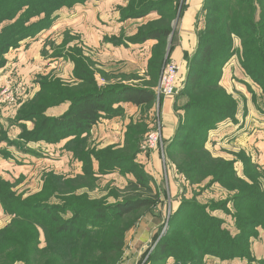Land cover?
Segmentation results:
<instances>
[{
	"label": "trees",
	"instance_id": "obj_1",
	"mask_svg": "<svg viewBox=\"0 0 264 264\" xmlns=\"http://www.w3.org/2000/svg\"><path fill=\"white\" fill-rule=\"evenodd\" d=\"M82 1L0 0V24L9 22L0 30V67L9 50L48 28L58 10L73 7ZM206 1L210 0H204L203 4L202 13L206 11V23L198 31L199 45L189 58L185 85L177 95L178 99L186 94L190 97L182 108H177L185 112L190 125L188 127L179 120V127L171 141L173 147L180 151L182 148L192 149L188 151V161L196 171L201 168L197 163L206 160L212 167L215 161L204 147L208 132L238 111V103L233 101V96L221 84L224 67L235 53L236 38L242 42L241 67L264 92V0H211V5H207ZM167 2L164 0L161 4ZM153 8L155 5L151 2L128 18H139ZM171 34L170 25H160L149 28L142 26L135 35L136 42L157 40L152 47L146 70L147 78H143L142 85L101 87L96 80L94 68L87 65L84 59L75 58L76 82L67 84L72 86V91H66L64 87L67 85L63 82L53 86L44 82L41 93L31 103L29 113L24 118L38 120L32 131L33 136L37 141L52 143L71 137L66 143L67 147L79 161H85L86 155L87 159L88 155H93L99 164L98 174L111 173L117 168L122 170L117 163L124 160L125 155L135 160L139 153L141 138L138 126L131 125L128 128L121 154L96 152L91 155L89 151L77 149L75 141L81 135L91 132L93 126L103 118L117 116L119 111L115 104H153ZM43 98L46 102H40ZM63 102H69V108L64 114L45 116L49 107ZM192 113L195 119L191 120ZM186 130L190 134L185 133ZM85 142L86 150H89L87 139ZM199 150L204 155H193V152ZM83 152L85 156L82 157ZM91 166L93 160L89 166L84 167L82 173L71 179L62 181L60 177L48 178L41 193L35 195L36 198L22 199L15 196L12 197V204L0 199L4 212L11 218L8 224L0 228V264H120L126 249V233L132 226L122 224V219L137 210L155 205L159 200L158 193L155 194L146 172L132 166V169L125 171L133 177L129 178L121 194L122 200L108 203L90 200L85 195L81 196L84 197L83 201L65 202L61 197L63 195L73 196V199L80 197L75 195V188L80 179L93 176L95 171L92 172ZM217 169L221 170V173H217L220 180H224L230 173L220 167ZM184 170L192 172L190 167ZM59 180L72 188L65 186L67 191L59 194L56 188ZM251 194L243 195V198H248L243 210L253 217L252 223L263 224L258 219H261L260 208L264 206V201L257 191H251ZM192 205L189 201H182L172 216L169 231L159 240L146 264H165L170 257L182 264H204L206 255H215L221 259L248 258L251 264H264V259L257 261L249 250H241L242 247L234 241L230 243L229 235L225 234L218 223L215 224L206 213H200L198 206L194 209ZM66 207L71 210V217H64Z\"/></svg>",
	"mask_w": 264,
	"mask_h": 264
},
{
	"label": "rangeland",
	"instance_id": "obj_2",
	"mask_svg": "<svg viewBox=\"0 0 264 264\" xmlns=\"http://www.w3.org/2000/svg\"><path fill=\"white\" fill-rule=\"evenodd\" d=\"M94 1L100 0H83L82 3H78L73 7H62L56 12L55 19L48 28L43 29L35 37L28 38L34 39L44 32L41 34L43 36L40 40V55L44 57L46 64L45 66H41L38 71L32 69L34 75L31 80L18 77V74L15 72V70L19 72L18 66H23L25 59L24 57L23 59H19V61L16 60V53L19 49H15L20 46L13 48V50L11 49L12 51L9 50L5 54V61L0 67V157L4 161L12 160L16 165L11 166L9 163H6L3 168H1L3 170L0 171V199H5L11 204L12 197L20 196L24 199L41 193L40 191L48 178L60 177L59 179L63 181L64 179H71V177L79 174H77V172L73 175L66 174L63 175L65 178H61L62 174L57 173L55 162L51 160L52 158L54 159V154H52L50 150L47 152L43 150L41 144H39L41 143L40 140L37 141L36 137L32 134L38 120L24 118L27 113H29L31 103L34 101L35 97L41 93L44 82L52 86L53 84L56 85L61 82H63L64 85L74 84L76 78L74 69L72 70V62H74L73 60L75 58L79 57L84 59L87 65L90 64L95 72H102V76L107 77L106 84L101 87L117 84L130 86L142 85L143 78H147L146 75L143 77L137 74H105L104 71H101V69L97 67L96 62L91 59L89 56L91 49L84 45V33H80L77 30L78 28L74 26L72 17L74 18L75 14L72 12L79 11L83 12L80 14L81 16L85 15L88 13V7L92 3H95ZM115 1H117V3L114 4L113 8L114 16H118V13L120 14V19L128 18L129 15L139 12L141 8H146L147 5L152 2L155 8L146 12L139 18H150L143 27L146 26L149 28L153 26L170 25L172 34L168 38L169 47L165 62L174 60L171 57V46L177 42L175 38L178 21L186 8L187 0H168L166 4H161L164 0H122V5L119 2L121 0ZM206 4L211 5V0L208 2L206 1ZM74 7L80 8L78 10H71V8ZM202 14V27H204L206 23V11ZM62 15H64L65 18H61ZM62 19L64 20L62 21ZM84 19H86L87 22L89 21L87 16ZM113 19L114 34L108 37V40L118 46L137 43L135 37L137 33L133 36L128 35L124 28L120 29L115 18ZM58 21H60L59 24H56ZM6 23L9 22L0 24V30ZM53 25H57L54 30L51 28ZM234 47L235 53L225 65L228 69L230 67L233 68L227 72L228 74L226 77L228 82L225 84V88L235 99L233 101L238 103L237 109H239V105L240 109L237 111L236 115L220 123H230L228 129L217 130L220 125L218 124V126L210 130L206 136L204 147L206 151H208V154L211 155L212 159L215 160L212 167H210V163L208 165L206 160H204L203 162L197 163V166H201V168L196 171L188 161V151L192 149L182 148V151H180V149H175L172 145L171 141L179 127L178 121L185 122L188 127L190 125L188 123L189 121L185 118V112L183 110L182 112H178L177 110L178 107L182 108L190 99L187 94L180 98L182 101L179 102V104L176 103L172 105L170 103L169 106L171 108H167L169 111H164V103L167 97L165 98L163 96L160 98L156 96L152 105H142L137 111H125L123 106L115 104V108L119 111L117 115L124 119L121 121L123 122L122 124L120 122L117 125H124L127 123L124 132V141L127 130L131 125L138 126L141 138L139 144L140 150L137 158L132 160L131 156L125 155L126 158L117 163L123 168L122 170H119V168H117V170L115 169L120 175L114 174L115 171L111 173L106 172V174H98L99 164L92 154L96 152H107L113 155L121 154L124 141L120 143L118 141L113 142V140L109 142L108 140V143H104L101 137L102 134L99 136L100 133L97 130L84 134L83 136L81 135V137L77 138L75 141V147L77 149L89 151L88 153L92 155V157L88 155V159L86 155L85 161H79L77 159L80 162V173L84 171L85 166L87 167L91 164L92 160L93 167L91 166L90 169L92 172H95L93 176L82 180L80 179L74 191L75 195L80 197L73 199V196L63 195L61 197L65 202L83 201L84 197L81 196L85 195L90 200L106 201L108 203L122 200L123 197L121 194L128 184L126 181L133 177V175L125 173V171H128L130 168L132 169V166L136 167V169H143L146 172L155 194L158 193L159 200L155 205L137 210L122 219V224L132 225L126 233V249L130 247L131 250L133 248L127 246L128 241L129 243H133L132 240L137 234L138 227L147 224L148 219L155 215L160 217L157 223L158 230L154 232L150 241L142 245L140 257L137 261L135 259L133 263L146 264L147 260L145 261V259L149 254L150 248L152 247L151 256L159 240L169 231L172 216L178 210L182 201L193 203L192 208L194 209L198 206L200 208V213H206L207 216L215 221V224L218 223V226L224 230L226 235H229L231 239L230 243L234 241L237 246L242 247L240 248L241 250H249L251 256L257 260L253 255V247L256 243L264 244V206L260 208L262 216L261 219H258V221L263 224L252 223L251 220L253 217L243 210L248 200V198H243V195L251 194V191H257L264 201V92L241 67L240 58L242 57V42L240 39H235ZM189 58L190 55L186 56L180 64L181 72L178 80L180 91L185 85ZM13 70L14 74H11ZM224 72L225 70L223 71V75ZM8 84H12L13 86L23 85L25 87V89L20 92L21 94L17 102L13 105L1 101L2 87ZM68 85L65 86L64 89L66 91H72L73 88H70L72 86L69 87ZM177 95L178 94L172 96L173 99L175 96L177 97ZM40 102H46V99L43 98ZM62 104H66L69 108V102H63ZM62 104L49 107L45 112V116L51 117L52 111H55L57 109L56 107ZM54 107L56 108L55 110H50L51 108L54 109ZM171 112H173L171 115L177 114V117H173L177 118L178 124L175 123L171 137H167V134H165L167 119L172 118L170 115ZM178 114L182 115L181 119L178 117ZM190 118L191 120L195 119L193 113ZM16 125L20 127L18 130L19 135L14 137L11 135V128ZM160 126L162 128V136L157 146L148 151L143 150L142 146L146 142L149 134L155 132ZM235 132L238 133V135L242 134L241 137L235 138ZM185 133L190 134L187 130ZM86 139L89 150H86L85 147ZM47 143L51 144L52 142ZM15 150L20 152L22 156L15 158ZM68 150L71 151L70 148H68ZM36 151L43 153L37 154L39 156L35 155L36 157L34 158L36 159L29 160L23 157L26 153L32 154ZM87 152L86 154H88ZM200 154L204 155L202 150L193 152V155ZM81 156H85V152H83ZM45 157H47V160L42 159ZM110 167L111 165L106 169ZM186 167L188 169L190 167L192 172H186L184 170ZM217 167H220L226 172L227 170L230 172L226 178L224 177V180H220V178L217 177V173H221V170L217 169ZM62 181L59 180V183L56 184L59 194L65 193L68 188H72L68 183H63ZM65 186H68V188L66 189ZM36 197L37 196L33 198ZM237 203H239V207ZM63 207H65V203ZM238 214H241L239 218ZM63 215L68 218L72 216V212L66 207ZM10 219V216L4 212L0 201V228L8 224ZM42 240L43 244H45L43 235ZM125 252L120 264L124 263L126 257ZM190 253L191 255L193 254L192 252ZM128 254V259L130 256V260H134L135 257L131 251ZM262 259H264V257L257 261H261ZM148 260H150V257ZM173 261H176L177 264H182L181 262L179 263L176 258H174ZM249 261L248 258L231 259L225 257L221 259L215 255H206L203 259L204 264H251L252 261ZM165 264H168V259ZM187 264L191 263L187 262ZM258 264H260V262H258Z\"/></svg>",
	"mask_w": 264,
	"mask_h": 264
},
{
	"label": "crops",
	"instance_id": "obj_3",
	"mask_svg": "<svg viewBox=\"0 0 264 264\" xmlns=\"http://www.w3.org/2000/svg\"><path fill=\"white\" fill-rule=\"evenodd\" d=\"M95 3H92L88 7V13L85 15H80L83 12L79 11H73L72 13L75 14V17H72V22L77 30L81 33H84V45L91 49L90 57L96 62V65L101 71H104L105 74H137L140 76L146 75L148 60L151 57L152 53V47L157 43V40L151 39L147 40L145 42H137L135 44H129V45H114L111 41L108 40V37L113 36V24L114 19L117 21L118 25L121 28H124L128 35L133 36L134 34L138 33L139 29L146 24V22L150 19L147 18H121L120 14L117 13L118 16H114V4L117 3L115 0H100V1H94ZM122 5V0L119 1ZM204 0H187L186 2V8L182 12L177 26L176 31V40L177 42L173 44L172 46V53L171 57L175 61H179L178 63L181 64V62L185 59L186 56H192L198 45V31L203 25L202 22V11H203V3ZM80 7L77 8H71L78 10ZM63 10V9H62ZM60 12V11H59ZM63 12V11H61ZM63 14V13H62ZM88 17V22L85 17ZM61 18H65L64 15H62ZM154 18V17H151ZM64 19H62L63 21ZM60 21L56 22V24H59ZM57 25H53L51 28L54 30ZM50 28V29H51ZM49 29V30H50ZM48 31V30H47ZM46 32V31H45ZM44 33V32H42ZM41 33V34H42ZM38 35L34 39H28L23 41L20 44L19 48H16L15 50L19 49L16 53V60L19 61V59H24L23 66H18L19 72L15 70V72L18 74V77H22L25 80H31L33 77V70L36 69L37 71L40 69L41 66H45L46 60L43 56L40 55V40L43 35ZM42 42V41H41ZM86 47V48H87ZM87 48V49H88ZM13 50V49H12ZM11 50V51H12ZM10 51V52H11ZM9 55V54H8ZM7 55V56H8ZM75 65L74 62H72V70L74 69ZM33 69V70H32ZM233 69L230 67L229 69L227 67L224 68L225 72L223 75V78L221 80V84L226 87V83L228 82V79L226 75L228 74L229 70ZM228 70V71H227ZM12 71L11 74L13 73ZM36 72V71H35ZM64 76V74H63ZM96 80L98 81V85L102 86L106 84L107 77L102 76V72H96ZM147 77V76H146ZM145 78V77H144ZM76 80V79H75ZM176 97V96H175ZM173 99V97H167L165 99L164 103V111L169 109V104L172 105L181 102L182 100L178 99V96ZM123 106L126 110H132L137 111L140 106H137L131 102H123L119 104ZM57 108V109H56ZM51 108L52 116H60L66 112L68 109V106L66 104H62L61 106ZM168 108V109H167ZM171 108V107H170ZM240 109V105H239ZM238 109V110H239ZM169 111V110H168ZM181 110H178V112ZM173 112L170 113V115ZM171 119H167V128L166 133L167 137H171L174 131L175 123H177V114L171 115ZM175 116V117H173ZM179 117V114H178ZM124 119L121 116H114L112 118H103L101 121H99L96 125L93 126L91 132H94L95 130L99 131V136L102 134V139L104 143H108L111 140L118 141L120 143H123L124 141V132L127 127V123L124 125H117ZM179 122V121H178ZM123 122H121L122 124ZM178 124V123H177ZM230 123L224 122L219 125L217 130H223L228 129L230 126ZM14 128V129H13ZM19 125H16L12 127L11 129V135L14 137H17L19 135ZM123 130V131H122ZM216 130V131H217ZM237 132V131H236ZM235 132V133H236ZM10 133V131H9ZM242 135V134H241ZM241 135H238L236 133L235 138L241 137ZM71 139L67 138L60 142L55 143H47L43 140H40L41 148L45 150L46 152L50 150L52 154H54V160L55 162V168L57 173H61L62 175H73L80 173V162L75 158L74 152L71 150H68L67 142ZM112 143V142H111ZM105 145V144H102ZM18 153V154H17ZM40 152H34V153H26L24 158H27L29 160L36 159L35 155L39 154ZM43 153V152H41ZM40 153V154H41ZM15 158H19L22 156V154L18 151H14ZM17 154V155H16ZM56 154V155H55ZM47 155V154H46ZM39 156V155H37ZM44 160H47V157L42 158ZM8 161V162H6ZM2 160L0 157V171H2L4 164L9 163L11 166L16 165L15 162L12 160ZM61 169V170H60ZM116 175H120L116 171L114 172ZM129 180V179H128ZM128 180L126 181L128 183ZM178 208V207H177ZM176 208V209H177ZM160 217L153 216L150 219H148V223L144 224V226L140 225L137 230V234L135 235L132 242L129 243L127 246H131L133 249L130 250V247L126 249L125 252V260L122 264H137V262L133 263L136 259L140 257V251L142 250V245L144 243H147L152 238L155 231H157V223ZM129 239V236H128ZM253 255L257 258V260H260L264 257V244L263 243H256L253 247ZM131 253L134 255V260H130V256L128 259V253ZM174 258L170 257L168 258V264H177L176 261H173ZM174 262V263H173ZM166 263V262H165Z\"/></svg>",
	"mask_w": 264,
	"mask_h": 264
},
{
	"label": "built area",
	"instance_id": "obj_4",
	"mask_svg": "<svg viewBox=\"0 0 264 264\" xmlns=\"http://www.w3.org/2000/svg\"><path fill=\"white\" fill-rule=\"evenodd\" d=\"M181 65L175 60L166 61L162 72L160 75V79L158 82L157 97H172L179 93L180 85L178 84V80L180 78ZM25 89L23 85L13 86L12 84L5 85L2 87L1 91V101L7 102L11 105L17 102L20 92ZM162 136V128L161 126L155 131L149 134L146 142L143 144L142 149L148 151L157 146L158 141ZM152 251V247L150 248L149 254L147 255L145 261L149 258L150 253Z\"/></svg>",
	"mask_w": 264,
	"mask_h": 264
},
{
	"label": "water",
	"instance_id": "obj_5",
	"mask_svg": "<svg viewBox=\"0 0 264 264\" xmlns=\"http://www.w3.org/2000/svg\"><path fill=\"white\" fill-rule=\"evenodd\" d=\"M180 92V91H179Z\"/></svg>",
	"mask_w": 264,
	"mask_h": 264
}]
</instances>
